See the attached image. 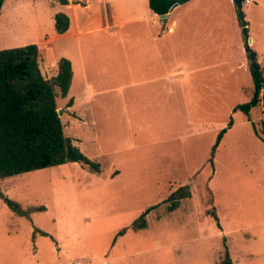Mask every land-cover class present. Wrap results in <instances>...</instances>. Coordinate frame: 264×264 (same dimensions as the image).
Here are the masks:
<instances>
[{
    "label": "rangeland",
    "instance_id": "obj_1",
    "mask_svg": "<svg viewBox=\"0 0 264 264\" xmlns=\"http://www.w3.org/2000/svg\"><path fill=\"white\" fill-rule=\"evenodd\" d=\"M60 2L7 0L0 49L36 43L47 77L57 74L56 60L72 58L74 79L67 97L58 95V110L65 135L101 172L70 162L1 179L4 195L45 210L29 220L0 196V264H219L226 246L233 264H264V142L254 131L262 132L263 108L234 111L254 93L243 29L250 48L264 55V0L242 1L243 18L235 3L231 12L221 5L224 25L214 31L212 22L203 24L212 32L203 50L171 61L185 72L170 78L157 65L163 80L155 83L133 67L142 61L133 56L139 36L132 27L114 37H82L83 72L74 36L56 37ZM67 12L82 24L81 7ZM233 16L242 25L236 35ZM257 63L264 70V60ZM140 79L148 82L132 85ZM231 117L212 164V146ZM184 185L191 196L169 210L168 197ZM154 204L147 228H130ZM213 205L221 228L209 213Z\"/></svg>",
    "mask_w": 264,
    "mask_h": 264
},
{
    "label": "trees",
    "instance_id": "obj_2",
    "mask_svg": "<svg viewBox=\"0 0 264 264\" xmlns=\"http://www.w3.org/2000/svg\"><path fill=\"white\" fill-rule=\"evenodd\" d=\"M5 0H0V12ZM67 4L68 0H60ZM188 0H149L152 11L158 15L170 11L175 3ZM55 28L59 34L66 32L70 18L64 12L55 15ZM242 24L246 22L241 21ZM251 58V55H249ZM58 72L47 77L41 68V53L36 43L19 47L0 49V180L6 177L27 173L48 167L60 166L70 162L87 165L92 172H101V164L88 158L72 138L65 135L64 124L58 113L57 97L69 94L74 71L72 62L67 57L57 61ZM254 93L249 101L239 103L234 111L249 114L261 103L263 108L262 132L256 135L264 142V70L257 63V70L252 66ZM263 91V93H262ZM262 93V94H261ZM73 98L70 105H73ZM234 125L231 117L226 127L220 130L212 146L210 162L221 143L224 134ZM210 194H212V191ZM1 198L17 215L31 219L34 211L45 210V206L24 208L20 202L0 192ZM191 196L189 185L173 191L168 197L169 210L178 208L183 198ZM214 198H211V204ZM158 204L144 210L130 228L139 231L147 228V215ZM219 228L220 219L215 205L209 212ZM126 228L118 235H124ZM34 232L49 235L46 231L35 228ZM219 264H233V259L226 246L225 255Z\"/></svg>",
    "mask_w": 264,
    "mask_h": 264
},
{
    "label": "crops",
    "instance_id": "obj_3",
    "mask_svg": "<svg viewBox=\"0 0 264 264\" xmlns=\"http://www.w3.org/2000/svg\"><path fill=\"white\" fill-rule=\"evenodd\" d=\"M243 2L242 7L244 9L245 4ZM6 3L7 0L4 1V7ZM233 3V0H188L182 4L178 3L172 10L167 23L164 24L160 15L150 8L149 0H72L70 3L68 0L67 4L61 3L64 9L58 12H64L69 16L70 26L62 34L57 32L60 36L56 35V37L67 36L68 34L74 36L77 41L75 47L78 53L77 61L80 69L85 72L87 62L81 48L82 37L86 34H97L99 32H102L101 35L114 37L120 34V30L123 28H135L136 35L139 36L136 39L139 44L136 46L133 56L136 60L141 59L142 63L140 66L135 63L133 67L142 70L138 71L142 75H152L153 77L149 81L155 83L156 79L163 80L161 76L163 74L157 75V70H155L157 65L160 68L167 69L168 73L164 75H169L170 78L174 74L185 72L180 66L174 70L171 61L174 59L184 60L188 57L187 54H191L188 57L189 59L194 55L193 53L203 50L206 37L212 35L211 31L204 30L203 24L210 21L213 23L211 28L214 31L220 30L224 25L223 20L220 18L221 5L231 12ZM3 6L0 15L3 14ZM77 7H81L85 13L81 25L77 19L75 21L71 19L67 12V10H73ZM58 12L53 14L54 17ZM246 17L249 19L248 15ZM230 21L232 31L236 35L237 31L242 29V25L237 23L234 16L231 17ZM212 23H207L206 26L210 27ZM247 24L246 22L243 25ZM81 26L85 28H81ZM121 40H123L122 37ZM42 41H45V39ZM52 45L51 42L50 46L52 47ZM257 57L259 62L264 60V55H257ZM69 59L72 62L75 75L74 62L72 58L69 57ZM151 69L155 70V73L150 71ZM158 70L163 72L161 69ZM118 73H120L119 70ZM146 82L148 81L140 79L133 82L132 85L144 86Z\"/></svg>",
    "mask_w": 264,
    "mask_h": 264
},
{
    "label": "water",
    "instance_id": "obj_4",
    "mask_svg": "<svg viewBox=\"0 0 264 264\" xmlns=\"http://www.w3.org/2000/svg\"><path fill=\"white\" fill-rule=\"evenodd\" d=\"M233 1H234V3H235L236 6H237V10H238V14H239L240 18H243V10H242L243 7H242V1H241V0H233ZM177 5H178V3H175L174 5H172V7H171V9H170L169 12L160 15V18L162 19V22H163L164 24L167 23L168 18L170 17V14H171L172 10H173ZM243 30H244V33H245V39H246V45H245L246 48H245V49H246V52H247L248 54H250L251 57H252V66H253V69H254V71H255V70H257V54H256V52H254V51L250 48V44H249V35H248L247 27L245 26ZM58 113H59V115H60V114H61V110H58Z\"/></svg>",
    "mask_w": 264,
    "mask_h": 264
},
{
    "label": "built area",
    "instance_id": "obj_5",
    "mask_svg": "<svg viewBox=\"0 0 264 264\" xmlns=\"http://www.w3.org/2000/svg\"><path fill=\"white\" fill-rule=\"evenodd\" d=\"M241 1H245L246 3H249V2H251V0H241Z\"/></svg>",
    "mask_w": 264,
    "mask_h": 264
}]
</instances>
